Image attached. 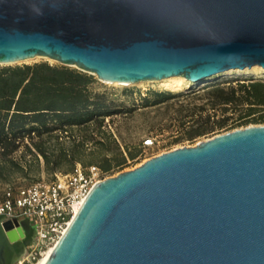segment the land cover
<instances>
[{
  "label": "water",
  "instance_id": "1",
  "mask_svg": "<svg viewBox=\"0 0 264 264\" xmlns=\"http://www.w3.org/2000/svg\"><path fill=\"white\" fill-rule=\"evenodd\" d=\"M36 56L107 83L264 68V0H0V63ZM35 236L0 220V264ZM43 264H264V124L98 181Z\"/></svg>",
  "mask_w": 264,
  "mask_h": 264
},
{
  "label": "trees",
  "instance_id": "2",
  "mask_svg": "<svg viewBox=\"0 0 264 264\" xmlns=\"http://www.w3.org/2000/svg\"><path fill=\"white\" fill-rule=\"evenodd\" d=\"M94 82V76L87 72L48 62L0 66L1 180H9L7 172L10 170L28 169L27 164L31 161L14 157L21 146L37 160L42 156L46 169L54 174L57 170L72 171L77 163L83 166L98 164L108 172L123 166L128 157H136L138 150L127 148L124 151L117 142L115 152L104 151L100 160L85 157L90 153L86 147L88 140L102 150L109 148L104 139L95 138L87 131L90 123L96 122L98 132L105 135L101 128L105 116L131 110L128 106H116L107 91H95ZM236 86L230 85V91H225V85L210 88L215 93V104H248L246 116L255 113L257 107L264 109V81H238ZM172 95L169 90H152L150 96L143 97L142 105L157 104ZM254 119L264 121V113ZM248 121L246 118L244 122ZM75 126L83 132L81 136L68 134L71 136L69 144L62 142L59 134L53 135V144H46L44 137L47 135L49 138L57 130L69 133ZM200 131L191 129L187 135L192 137Z\"/></svg>",
  "mask_w": 264,
  "mask_h": 264
},
{
  "label": "rangeland",
  "instance_id": "3",
  "mask_svg": "<svg viewBox=\"0 0 264 264\" xmlns=\"http://www.w3.org/2000/svg\"><path fill=\"white\" fill-rule=\"evenodd\" d=\"M35 62H48L50 64H58L77 68L75 65H64L54 59L38 56L29 60L20 61L13 64H33ZM80 70V69H79ZM261 76L256 77L254 73L249 71L222 73L220 75L210 77L201 84H192L191 87L179 90H169L173 95L165 101L157 104L143 106L142 99L144 96H150L152 90H168L164 89L158 82H139L132 84H121L118 82L107 83L100 80L97 75L94 76L95 82L93 89L95 91H107L110 99L116 106H128L129 111L118 112L110 116H105L103 120L102 130L105 135H102L96 129V122H91L87 131L93 133L95 138L104 139L109 148L95 146L92 141L88 140L86 147L88 148L87 159L100 160L104 151L115 152V142L120 145L122 150H138L134 159L128 157L127 162L118 168H114L107 172L108 176L117 175L119 170H130L139 166L145 160L161 154L165 151L172 150L176 147L184 145H196L198 142L207 140L219 133L226 132L237 127H244L251 124H264L260 118L264 113L263 107H257L255 113L246 116L245 113L248 104H215V93L209 89L225 85V91H230V85L236 86L237 82H248L252 80L264 81V69H260ZM85 72V71H84ZM213 78V79H211ZM253 78V79H251ZM238 89V88H235ZM249 121L245 123V119ZM220 122H222L220 124ZM198 128L201 131L192 137H189L188 131ZM86 131V132H87ZM55 131L45 142L48 145L53 144V135L59 134L60 140L65 144L70 143L68 134L71 132L77 136H81L83 130L80 127H73L71 131ZM153 137L155 144L152 146H144L145 138ZM37 140L38 137L36 136ZM115 140V141H114ZM29 141V140H27ZM92 152V153H91ZM14 157L18 160L31 161L27 164V170L7 172L8 181L0 179V191L3 190L7 183L28 184L39 178L51 179L55 174L46 169L44 158L42 156L35 158L29 155L25 150V146H21L16 151ZM59 172V170H57Z\"/></svg>",
  "mask_w": 264,
  "mask_h": 264
},
{
  "label": "built area",
  "instance_id": "4",
  "mask_svg": "<svg viewBox=\"0 0 264 264\" xmlns=\"http://www.w3.org/2000/svg\"><path fill=\"white\" fill-rule=\"evenodd\" d=\"M153 144V137L143 141L144 146ZM107 177L98 164L77 163L72 171L56 172L51 179L6 185L0 191V220L29 218L36 227L32 244L14 264H39L64 234L94 184Z\"/></svg>",
  "mask_w": 264,
  "mask_h": 264
},
{
  "label": "bare ground",
  "instance_id": "5",
  "mask_svg": "<svg viewBox=\"0 0 264 264\" xmlns=\"http://www.w3.org/2000/svg\"><path fill=\"white\" fill-rule=\"evenodd\" d=\"M36 57H38V56H36ZM36 57H34V58H36ZM29 59H32V58H29ZM29 59H26V60H29ZM260 69H264V68H262L259 65H256L252 68H246V69H231V70H228L224 73L249 71V72L254 73L256 77H259V76H261V74H259L261 72ZM207 79H209V78H207ZM207 79H205V80H207ZM205 80L193 82V81L187 79L183 75H173V76H169V77L162 78L159 80H150V82H158L160 84V86H162L164 89L179 90V89L189 88L192 86V84H199V83L201 84ZM140 82H143V81H140ZM109 83H114V82H109ZM121 84H130V83H121ZM53 248H54V246L48 250L47 254L44 256V258L40 261L39 264H43L47 260L48 256L50 255L51 251L53 250Z\"/></svg>",
  "mask_w": 264,
  "mask_h": 264
},
{
  "label": "crops",
  "instance_id": "6",
  "mask_svg": "<svg viewBox=\"0 0 264 264\" xmlns=\"http://www.w3.org/2000/svg\"><path fill=\"white\" fill-rule=\"evenodd\" d=\"M123 169H124V168H123ZM123 169L119 170L118 172H121V171H123Z\"/></svg>",
  "mask_w": 264,
  "mask_h": 264
}]
</instances>
